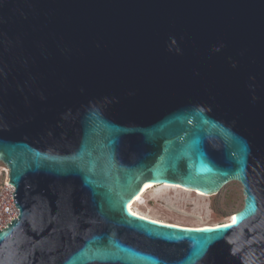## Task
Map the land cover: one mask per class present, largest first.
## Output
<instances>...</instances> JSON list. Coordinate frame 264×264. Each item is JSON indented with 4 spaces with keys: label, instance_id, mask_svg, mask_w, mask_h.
Returning <instances> with one entry per match:
<instances>
[{
    "label": "water",
    "instance_id": "obj_1",
    "mask_svg": "<svg viewBox=\"0 0 264 264\" xmlns=\"http://www.w3.org/2000/svg\"><path fill=\"white\" fill-rule=\"evenodd\" d=\"M0 264H264V0H0ZM242 186L234 220L132 214Z\"/></svg>",
    "mask_w": 264,
    "mask_h": 264
},
{
    "label": "rangeland",
    "instance_id": "obj_2",
    "mask_svg": "<svg viewBox=\"0 0 264 264\" xmlns=\"http://www.w3.org/2000/svg\"><path fill=\"white\" fill-rule=\"evenodd\" d=\"M6 176L7 168L0 161V186L6 181ZM242 204V186L237 181H231L214 195L177 185H155L148 188L133 206L137 212L163 222L201 226L225 221Z\"/></svg>",
    "mask_w": 264,
    "mask_h": 264
},
{
    "label": "built area",
    "instance_id": "obj_3",
    "mask_svg": "<svg viewBox=\"0 0 264 264\" xmlns=\"http://www.w3.org/2000/svg\"><path fill=\"white\" fill-rule=\"evenodd\" d=\"M15 187L7 180L0 186V229L18 217L19 208L15 206L13 193Z\"/></svg>",
    "mask_w": 264,
    "mask_h": 264
},
{
    "label": "bare ground",
    "instance_id": "obj_4",
    "mask_svg": "<svg viewBox=\"0 0 264 264\" xmlns=\"http://www.w3.org/2000/svg\"><path fill=\"white\" fill-rule=\"evenodd\" d=\"M154 185L152 183H149L147 184L145 187H143L140 191V193L138 195H136L132 201H130L127 205V208L128 210L134 214V215H138V216H141V217H145V218H148V219H151V220H155V221H158V222H162V223H168V224H172V225H177V226H182V227H192V228H196V227H205V226H213V225H201V226H183V225H179V224H175V223H169V222H163L161 220H157V219H154V218H151V217H148L146 216L145 214L143 213H140V212H137L134 208V202L150 187H153ZM198 193H201V192H198ZM236 216L233 214H231L225 221L221 222V223H226V222H229V221H232L234 220ZM219 224V223H218ZM214 225H217V224H214Z\"/></svg>",
    "mask_w": 264,
    "mask_h": 264
},
{
    "label": "snow or ice",
    "instance_id": "obj_5",
    "mask_svg": "<svg viewBox=\"0 0 264 264\" xmlns=\"http://www.w3.org/2000/svg\"><path fill=\"white\" fill-rule=\"evenodd\" d=\"M235 219V218H234Z\"/></svg>",
    "mask_w": 264,
    "mask_h": 264
},
{
    "label": "trees",
    "instance_id": "obj_6",
    "mask_svg": "<svg viewBox=\"0 0 264 264\" xmlns=\"http://www.w3.org/2000/svg\"><path fill=\"white\" fill-rule=\"evenodd\" d=\"M7 177V176H6Z\"/></svg>",
    "mask_w": 264,
    "mask_h": 264
}]
</instances>
